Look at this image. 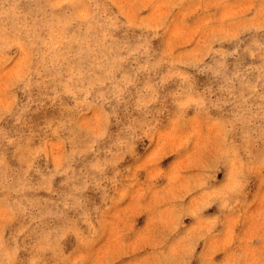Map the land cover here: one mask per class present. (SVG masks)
I'll return each instance as SVG.
<instances>
[{
	"label": "rangeland",
	"instance_id": "1",
	"mask_svg": "<svg viewBox=\"0 0 264 264\" xmlns=\"http://www.w3.org/2000/svg\"><path fill=\"white\" fill-rule=\"evenodd\" d=\"M0 264H264V0H0Z\"/></svg>",
	"mask_w": 264,
	"mask_h": 264
}]
</instances>
